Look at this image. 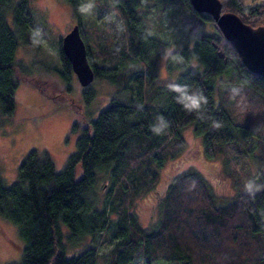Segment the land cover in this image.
<instances>
[{
	"label": "trees",
	"instance_id": "trees-1",
	"mask_svg": "<svg viewBox=\"0 0 264 264\" xmlns=\"http://www.w3.org/2000/svg\"><path fill=\"white\" fill-rule=\"evenodd\" d=\"M32 1L0 0L4 115L14 114L19 80L25 75L16 59L19 41L40 45L45 37L29 34ZM64 1L79 21L81 0ZM221 1L223 10L237 13L246 23L264 25V1ZM140 3L109 0L100 10L94 29L112 26L109 33L115 40V46H102L106 61L102 67L93 59L99 38L90 41L77 22L95 78L117 82L118 66L136 69L139 61L149 66L151 74L135 77L138 99L112 100L85 124L75 122L73 129L81 130L77 149L62 170L49 152L32 149L11 185L0 176V217L17 226L24 242L19 245L21 259L11 264H97L99 252L93 244L67 255L61 223L72 237H95L113 224L111 243L117 242L107 264H132L139 258L144 264H264V173L256 169L247 176L241 168L251 155L243 139L264 141V77L242 63L212 16L195 10L191 0H157L154 5L169 6L183 28L168 56L169 68L178 69L177 77L157 92L150 81L156 77L155 51L163 43L147 33ZM8 12L14 28L7 21ZM58 48L68 80L73 68L61 38ZM89 91H83V99H89ZM189 124L202 137L208 156L228 158L237 176L235 193L217 197L200 171H182L168 186L158 221L145 229L130 206L156 185L159 169L185 149L183 130ZM99 170L112 181L108 208L97 207L90 198Z\"/></svg>",
	"mask_w": 264,
	"mask_h": 264
},
{
	"label": "rangeland",
	"instance_id": "rangeland-1",
	"mask_svg": "<svg viewBox=\"0 0 264 264\" xmlns=\"http://www.w3.org/2000/svg\"><path fill=\"white\" fill-rule=\"evenodd\" d=\"M246 1L253 3L264 0ZM105 2L109 0H81L79 21L72 6L64 0L31 2L33 28L29 34L36 38L41 35L45 37L40 39V45L20 40L16 50V59L21 63L25 73L19 80L15 95L16 110L12 115L0 112V176L6 186L17 179L19 166L32 149L41 153L49 152L56 168L62 170L68 157L77 149L76 141L81 130L73 129L75 122L85 124V121L88 122L97 116L112 100L138 99L135 77L151 74L149 66L142 61L133 66L136 69L118 66L117 82L95 78L88 86H82L74 71L68 80L63 76L65 71L59 56L58 42L77 22H81L90 41L94 37L99 38L100 49L96 47L94 52L92 50L93 59L99 67L105 66L102 46H115L113 33H109L112 26L107 23L109 26H105L104 29H94L100 10L105 8ZM155 3L157 0H141L139 14L147 33L163 43V46L155 51L156 77L150 81L157 92H160L177 77L178 69L169 68L168 56L176 49L174 44L181 38L183 28L179 17L169 6L160 9L154 5ZM7 21L10 27L14 28L11 12L7 13ZM175 60L173 58L172 62ZM107 61L110 62V58ZM85 90H90L88 100L83 99L82 94ZM156 103H159V100ZM183 136L186 140L185 149L159 169L160 177L156 185L130 206L137 222L145 229L158 221L162 199L168 186L173 177L182 171L188 169L200 171L217 197L228 198L235 193L237 176L228 158L224 155L208 156L203 139L194 132L193 124L184 128ZM243 140L251 150V155L247 162L241 163L244 166L241 168H245L243 170L247 176L256 169H262L261 173H264V141L255 137ZM101 174L102 171H97V184L90 198L95 200L97 207L108 208L109 200L106 195L111 189L112 181L107 174L102 176ZM61 228L67 255H77L93 244L99 252L97 264H107L110 252L117 242L115 240L111 243L113 224L95 237L91 234L72 237L71 230L65 223H61ZM19 245L22 247L24 242L19 236L17 226L0 217V264L18 262L21 259ZM132 264L144 262L139 258ZM155 264L174 263L161 261Z\"/></svg>",
	"mask_w": 264,
	"mask_h": 264
},
{
	"label": "water",
	"instance_id": "water-1",
	"mask_svg": "<svg viewBox=\"0 0 264 264\" xmlns=\"http://www.w3.org/2000/svg\"><path fill=\"white\" fill-rule=\"evenodd\" d=\"M191 3L195 10L212 16L239 53L242 63L252 73L264 77V25H250L237 13L223 10L221 0H191ZM62 48L71 61L79 83L82 86L92 83L96 74L78 23L62 37Z\"/></svg>",
	"mask_w": 264,
	"mask_h": 264
}]
</instances>
